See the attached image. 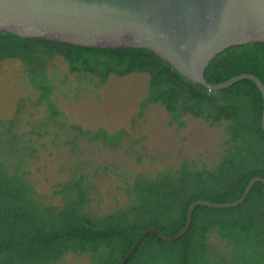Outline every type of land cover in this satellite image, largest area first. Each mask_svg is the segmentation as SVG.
Segmentation results:
<instances>
[{
	"label": "trees",
	"instance_id": "trees-1",
	"mask_svg": "<svg viewBox=\"0 0 264 264\" xmlns=\"http://www.w3.org/2000/svg\"><path fill=\"white\" fill-rule=\"evenodd\" d=\"M56 56L79 82L94 86L111 74L146 72L141 106L162 104L169 122L178 126L184 125L187 114L211 125L223 124V151L209 165L184 158L177 166L154 172H130L123 186L126 199L108 211L93 206L94 186L83 171L58 182L54 192L59 193V202L43 201L25 165L38 156V136L45 138L49 121L60 113L51 97L54 77L48 71ZM7 58L20 61L27 82L39 92L36 101H42L47 111L39 124L29 128L20 122L22 101L13 116L0 115V264H57L67 253L87 255L88 264H120L143 230L177 232L192 200H234L252 176L264 177L263 99L250 79L209 89L185 79L145 48H97L0 32V61ZM241 72H251L264 83V42L221 50L210 59L204 77L220 82ZM51 133V140L68 143L72 158L78 160L81 140L116 146L124 132L61 121ZM211 236L226 242L233 253L218 252ZM126 264H264L262 182H254L238 205H194L190 226L182 235L165 241L148 233Z\"/></svg>",
	"mask_w": 264,
	"mask_h": 264
},
{
	"label": "rangeland",
	"instance_id": "rangeland-1",
	"mask_svg": "<svg viewBox=\"0 0 264 264\" xmlns=\"http://www.w3.org/2000/svg\"><path fill=\"white\" fill-rule=\"evenodd\" d=\"M50 77H54L51 97L60 111L49 121L51 127L38 136V156L27 161L28 179L42 199L57 203L58 182L80 171L88 174L93 187V206L108 211L126 199L124 184L130 172H154L167 166H177L182 159L209 165L225 147L223 124H209L205 119L187 114L184 125L170 123L169 114L160 103L141 106L146 95L148 74L131 72L111 74L105 82L94 86L78 81L69 73L65 61L56 56L49 63ZM38 90L31 87L19 60L0 61V115L11 117L21 103V123L25 128L39 124L47 109L36 101ZM61 121L77 123L85 128L104 127L123 131L118 145L98 140H81L80 159H73L70 145L51 138ZM64 138H66L64 136ZM69 138V136H67ZM44 142V143H43ZM220 253L232 254L226 242L211 236ZM57 264H88V256L67 253Z\"/></svg>",
	"mask_w": 264,
	"mask_h": 264
},
{
	"label": "water",
	"instance_id": "water-1",
	"mask_svg": "<svg viewBox=\"0 0 264 264\" xmlns=\"http://www.w3.org/2000/svg\"><path fill=\"white\" fill-rule=\"evenodd\" d=\"M0 32L97 48H145L185 79L209 89L250 79L262 95L264 131V83L258 76L241 72L220 82L204 77L210 59L221 50L264 42V0H0ZM256 181L262 182L264 194V177L255 175L234 200H192L177 232L165 235L155 228L143 230L120 264L127 263L148 233L173 241L190 226L194 205H238Z\"/></svg>",
	"mask_w": 264,
	"mask_h": 264
}]
</instances>
